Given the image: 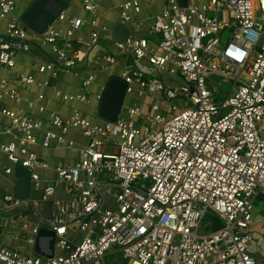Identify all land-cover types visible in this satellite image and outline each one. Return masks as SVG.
Listing matches in <instances>:
<instances>
[{
	"label": "built area",
	"instance_id": "built-area-1",
	"mask_svg": "<svg viewBox=\"0 0 264 264\" xmlns=\"http://www.w3.org/2000/svg\"><path fill=\"white\" fill-rule=\"evenodd\" d=\"M142 1L155 0H125L120 23L141 28L142 21L133 15L140 13ZM81 2L86 12L96 13L97 0ZM15 7V0H0V20L6 22L0 64L9 69H14L16 55L31 47L29 33L37 34L15 14ZM56 19L69 26L63 31L50 25L39 34L55 56L35 64L40 73L79 75L89 61L96 71L112 70L119 65L118 56L110 49L97 50L101 39L110 40L125 59L116 77L126 82V96L131 91L146 96L148 109L144 111V101L133 100L123 105L116 121H93L77 108L64 117L52 111L51 128L46 129L40 116L1 110L10 122L0 125V135L12 140L0 142V151L14 167L31 172V185L40 191L41 201L52 200L53 209L48 219L23 220L24 250L0 243V263L120 264L117 255H122L125 264H262L250 247L254 201L264 195V0H188L185 7L167 0L147 29V35L159 36L155 44L130 28L128 39L117 42L112 28L104 25L91 30L88 42L77 48L71 40L83 41L78 30L86 21L64 13ZM90 23L97 27L95 20ZM211 74L233 81L221 102L208 84ZM16 78L27 86L37 83L24 73ZM93 80L94 74L87 73L83 89ZM39 84L64 101L91 103L88 92L64 93L49 79ZM105 87L96 95L97 111ZM5 97L15 104L23 99L2 78L0 100ZM44 98L38 94L29 107L43 112ZM71 129L87 143L68 139ZM52 141L73 149L76 162L41 159L34 146L48 148ZM38 170L54 172L55 183L44 184ZM13 171L9 167L4 172ZM58 185L63 197L55 196ZM28 200L0 191V212L12 214L3 228L22 218L13 211ZM206 215L220 226L200 233ZM42 228L55 234L52 257L42 253L50 252L51 238L39 236ZM38 239L41 252L35 248Z\"/></svg>",
	"mask_w": 264,
	"mask_h": 264
},
{
	"label": "crops",
	"instance_id": "crops-1",
	"mask_svg": "<svg viewBox=\"0 0 264 264\" xmlns=\"http://www.w3.org/2000/svg\"><path fill=\"white\" fill-rule=\"evenodd\" d=\"M35 0H15V14L21 16L23 12L34 2ZM67 3L65 9L61 12L64 13L67 18L70 17H80L86 21L85 25L82 29L78 30V33L82 35L83 41L73 39L71 42L74 44V47H80L84 42H88L89 33L93 29H99L102 26H108L113 29V27L120 23L119 19V10L120 5L125 0H97L98 7L95 14L91 15L86 12L82 7V0H63ZM167 4V0H155L153 2L150 1H142L141 3V11L138 14L133 15V19L137 21H142L143 26L139 29L133 30V26L129 25V28L135 35L147 36L150 41L155 44L159 36L158 35H147V29L150 25H152L155 16L160 14L164 7ZM56 6L51 4V8H55ZM95 20L97 23V27H94L90 22ZM6 22L5 20H0V36L3 34L5 29ZM56 29H61L63 31L67 30L68 22L60 21L56 19L52 24ZM28 40L31 42V47L27 51H20L15 57V67L14 69H9L7 67H3L0 64V80L2 78H7L11 86L18 88L21 92L23 99L20 103L15 104L13 100L8 97L0 100V125H8L10 120L8 117L1 113L3 108L13 109V110H24L27 113L34 114L40 116L44 120V128H51L49 114L52 111L58 112L61 115L67 116L71 113V111L75 108L80 109L83 115L93 121H99L102 119L97 117L98 111L96 110L97 101L96 95L102 92V88L107 84L110 77H116L117 69L125 64V59L122 54L117 55L119 65L116 66L112 70L105 71H96L95 65L92 62H88L85 66L82 67L79 75H75L73 72L60 71L57 77H52L51 75L42 74L37 70L35 66L36 63H44L51 62L55 60V56L51 52V46L43 45L41 43V36L37 33H29ZM104 39H101V41ZM100 41V42H101ZM110 41V40H109ZM113 48L104 47V49H110L115 53L116 46L114 42ZM102 45L100 44L97 47V50L100 51ZM121 53V52H119ZM128 63H131V59L128 60ZM80 68V67H78ZM16 73H24L28 75H32L36 79V84L27 86L25 83L21 82L18 78H16ZM87 73L94 74V80L91 83L90 87L87 90H84L82 87V80ZM96 75L98 79L96 80ZM49 79V81L56 85L62 92L69 94H78L88 92L89 98L91 99V103H83L78 100H69L64 101L60 97H57L54 91L49 87H43L39 83L43 82V80ZM43 93L45 98L42 103L45 106V110L43 112L38 111L37 109L30 108L28 105V101H36L38 94ZM137 93V92H136ZM139 98L140 96L137 93ZM146 99H148L146 97ZM137 101H142V99H134ZM99 116V115H98ZM54 131L60 132V129L53 128ZM38 138L41 140L44 135V131L41 130L37 133ZM68 139H72L75 141L77 145H85L87 143V138L84 137L77 129H71L68 133ZM12 140L11 137L0 135V142H10ZM34 150L37 155L50 163H62L64 165H72L77 160V155L70 147L64 145L58 147L55 141H52L51 145L46 148L41 145H35ZM13 168V172L11 174L5 173L6 168ZM41 178L43 179V183H52L54 184L56 181V174L49 170H38ZM17 167L8 160L7 155L0 151V191H8L16 194L17 190ZM31 185V193L28 198V205H21L14 209V213H20L21 219H16L14 222L7 223V226L3 228V223H5V219L9 218L12 214L10 212H4L3 210L0 212V243L11 247V248H19L24 250L26 248L24 241L20 239L21 233L18 231L21 230V224L23 220L29 221L31 223H36L38 220L48 219L51 216L53 203L52 200L48 201L49 203L43 205L40 212V191L35 190ZM55 196L63 197L62 186H57V192ZM264 201V195H258L254 202L256 201ZM37 202V204H34ZM43 202V201H41ZM47 202V201H46ZM44 203V202H43ZM30 204V206H29ZM2 203L0 202V207ZM32 209H31V208ZM36 209V214H35ZM264 214V211H263ZM255 233H264V216L259 213L255 216L254 225L252 227V234L255 237ZM73 240L76 239V236L69 235ZM257 239V237H256ZM250 252L264 264V256L261 252V248L257 241L251 245ZM126 262L125 259H122Z\"/></svg>",
	"mask_w": 264,
	"mask_h": 264
},
{
	"label": "water",
	"instance_id": "water-1",
	"mask_svg": "<svg viewBox=\"0 0 264 264\" xmlns=\"http://www.w3.org/2000/svg\"><path fill=\"white\" fill-rule=\"evenodd\" d=\"M180 6L185 7L188 0H178ZM55 5V8H51V4ZM67 3L63 0H35L21 15V19L24 24L33 32L41 34L43 33L59 16V14L65 9ZM113 38L117 42H125L129 35L130 29L126 24L118 23L112 29ZM210 80L214 82L224 81L225 78L218 74H211ZM231 84L233 81L228 80ZM127 84L124 80L118 77H110L103 97L98 105V115L102 120L116 121L121 109L124 105L126 97ZM17 190L16 194L20 198H28L31 193V172L23 167H17ZM49 235L50 238V252L43 253L47 257H52L54 254V242L55 234L53 231L42 228L39 236ZM37 252H41L39 239L35 246Z\"/></svg>",
	"mask_w": 264,
	"mask_h": 264
},
{
	"label": "rangeland",
	"instance_id": "rangeland-1",
	"mask_svg": "<svg viewBox=\"0 0 264 264\" xmlns=\"http://www.w3.org/2000/svg\"><path fill=\"white\" fill-rule=\"evenodd\" d=\"M100 44L102 45V47H101L102 50L104 49V47H110L111 45L113 46L112 42L109 41V40H102L100 42ZM119 52L120 51L117 48H115V54L119 55L120 54ZM120 71H121V69L118 68L117 69V72H118L117 75H119ZM165 78H166V80H168V82H170V83H172L174 85H175L174 81L177 80L176 81L177 84L181 85V82H180L179 79L175 80V78L170 76V75H165ZM97 79H98V76L96 75V80ZM208 84H209L210 88H212L215 91L214 93H215V96H216L218 102L223 101L225 96L230 92V90L233 87V85L230 82H228V81H221L220 83H215V82L210 81ZM89 87L90 86H88V88ZM88 88H85L84 90H87ZM134 99H139V100L142 99V101H144L143 109H144V111H147L148 103L145 101L146 100V96H143L142 98H139L135 91H131V92H129L127 94V96L125 98V101H124V105L131 104ZM123 112H125V109H123ZM33 191H34L33 193L36 192L35 190H33ZM40 196H41V194H40ZM43 202H41V200H40V203H39L40 212H41V208L43 207V205H46V203L47 204L49 203L48 201L44 202V203ZM263 211H264V201H260L259 200V201L254 202L253 218L255 219V216H257L259 213H261L264 216ZM215 222L217 223V221L215 220V218L212 215H206L205 218L200 222L199 232L200 233H204L208 229H211V226ZM18 233H21V230L18 231ZM19 235H21V234H19ZM256 237H257V239H256ZM253 238H254V243L257 241V244H259V246L261 248V252H262V254L264 256V233H258V234L255 233V237H253ZM117 257H118V260H117L118 263H120V264H125L126 263L125 261L122 260V259H124L122 257V255H117Z\"/></svg>",
	"mask_w": 264,
	"mask_h": 264
},
{
	"label": "trees",
	"instance_id": "trees-1",
	"mask_svg": "<svg viewBox=\"0 0 264 264\" xmlns=\"http://www.w3.org/2000/svg\"><path fill=\"white\" fill-rule=\"evenodd\" d=\"M218 226H220V224L217 222L213 223V225L211 226V229H215L217 228Z\"/></svg>",
	"mask_w": 264,
	"mask_h": 264
}]
</instances>
